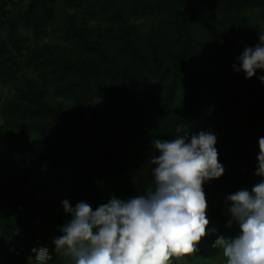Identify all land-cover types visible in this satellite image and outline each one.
<instances>
[{
  "label": "trees",
  "instance_id": "1",
  "mask_svg": "<svg viewBox=\"0 0 264 264\" xmlns=\"http://www.w3.org/2000/svg\"><path fill=\"white\" fill-rule=\"evenodd\" d=\"M54 1L0 0V29L7 32L6 42L0 41V85L5 86L35 62L34 67L41 68V72L51 68L44 71V77L52 76L54 95L80 105L105 97L112 98V103L108 110L92 109L90 120H86L70 113L61 103L47 101L46 92L36 89L31 81L27 93H22V105L19 104L18 109L10 106L11 102L6 104V110L12 112L9 117L16 114L20 121L10 140L19 142L28 135H66V138L57 147L48 148L34 157L23 175L24 180L32 170L40 168L41 181L49 178L56 187L59 175L82 171L90 179L88 195L93 198L92 205L96 210L101 206V200L108 196L110 178L123 173L133 156L148 162L150 157L159 155L155 141H164V138L159 135V119L154 120L152 112L162 116L181 97L185 105L178 123L188 126L185 134L201 132V115L217 127L215 147L219 158L220 154L227 153V164L220 161L227 195L254 185L258 154L250 141L244 140L243 125L215 116L201 98L198 85L213 79L214 93L246 110L244 126L256 127V130L264 126V106L261 105L264 92L258 93V83L254 84L253 98L261 104L241 100L232 83L223 85L218 73L206 76L201 69L209 65V55L217 56L216 66L222 69L221 61L231 54L230 49L240 57L245 48H254L260 43L259 36L264 35V27L250 13L254 11L264 19V0H215L213 4L219 13L215 19L202 15L200 7L204 0H67L77 10L74 15L61 12L60 17L61 38L68 44L69 55L48 60L42 67L36 55H26L28 38L21 34L20 28L30 32L35 39L46 35L54 15ZM84 12L90 17L103 15L107 30L96 26L92 29L95 37H91L87 21L78 22L77 19L78 14ZM139 18L148 21L145 40L139 38L138 27L133 23ZM155 24L158 25L156 29ZM155 30L165 31L164 38L157 36L152 41ZM105 32L112 33V40L107 44ZM256 75L264 76V71L258 70ZM152 82L163 85L162 99L157 104H153L149 96ZM7 111L3 110V114ZM219 123L226 124L227 130H232L231 135L224 133ZM164 128L167 130L165 124ZM151 171L149 166L146 175L138 177L134 187L136 196L143 195L145 180L154 182ZM203 190L207 216L217 221L214 231H218V237H224L229 219L214 209L211 193L204 187ZM6 208L23 211L25 217L9 214L0 206V233L14 239L21 236L8 244L6 250L13 245L28 253L39 235L35 220L44 221L55 216L45 204L34 200L28 201L24 209L14 200ZM57 222L55 217L51 227L54 237L61 235L56 231ZM235 225L239 236L240 229ZM51 255L49 264H58L60 253L55 251L53 244ZM11 257L35 264L23 255ZM176 259L172 258V264H176Z\"/></svg>",
  "mask_w": 264,
  "mask_h": 264
},
{
  "label": "rangeland",
  "instance_id": "2",
  "mask_svg": "<svg viewBox=\"0 0 264 264\" xmlns=\"http://www.w3.org/2000/svg\"><path fill=\"white\" fill-rule=\"evenodd\" d=\"M67 0H55L54 1V15L52 21L48 27L47 34L40 39H35L32 34L20 28L21 34L27 36L28 40L26 42V55H36L37 62L41 63L42 67L48 60H55L56 58H65L69 55L68 44L63 42L61 38V12L67 15H74L77 10L70 6ZM215 0H204L203 5L200 7L202 15H208L211 18H218L217 8L214 6ZM250 16L256 20V22L264 27V19L260 18L254 11L250 13ZM78 22L81 20L87 21V27L90 30L91 37H95L92 29L96 26H100L101 30L106 31L107 22L104 20L103 15H97L90 17L87 12L78 14ZM77 22V23H78ZM148 21L144 18H139L133 20V23L138 27V35L141 40H145L147 35V29L149 27ZM157 24V23H156ZM155 29L158 28V25ZM165 31L156 32L154 31V37L152 41L157 38V36L164 38ZM106 44L112 40V33L105 32ZM7 32L4 29H0V41L6 42ZM231 54L227 58L221 61L224 66L222 69H218L216 62H218L217 56L215 54L209 55V65L207 67H201L202 71L206 76H212L211 74L218 73L222 77L223 85H228L232 83L234 85L233 90L237 91L241 96V100L252 101L256 104H261L256 98H253L254 84L258 83L257 91L258 93L264 92V83L258 79V76L253 78L245 79V74L239 71L240 62L239 57L234 49H230ZM35 62H31L29 66L19 72L14 78L5 86L0 85V201L1 208L7 213L17 214L20 218L24 219L23 211L13 209H7L6 206L11 202L15 201L18 205H21L24 209V205L30 201L34 200L41 204H45L48 211L54 214L57 219L56 231L60 232V228L63 223H66L71 219V216L64 212L62 207V201L68 200L71 206L74 208L79 202H85L91 205L92 209L95 211L92 202L93 198L88 193L90 191V179L82 172L78 171L75 174L64 173L59 175L58 183L56 187L52 185L49 178H46L45 182L41 181V171L42 169H34L29 173L26 180L23 179V175L28 171L32 159L42 153H44L48 148L57 147V145L62 142L66 135H54V136H42L37 137L35 135H28L22 137L19 142L11 141L13 132L18 130L20 121L18 116L14 114L9 117L10 111L6 110V104L12 105L14 108L18 109V105H22L21 97L23 94L27 93L28 85L32 82L35 83L36 89H43L46 93V100L51 103H61L66 106L70 113L79 115L86 120H90L92 109L108 110L112 103V98L105 97L101 99H93L85 104H76L69 100H64L61 97L54 95L52 76L48 74V77H44V74L48 72L51 68L47 67L44 71H40L41 68L34 67ZM49 68V69H48ZM231 69V70H227ZM214 80L211 79L207 81L206 84L202 82L198 85V90L201 98L210 106L213 110L214 115L223 119L236 120L238 123L243 125V135L244 140L248 139L250 143L254 146L257 154L259 155L258 140L264 137V126L259 127V130L255 128L249 129V127L244 126V121L247 117L246 110L241 106L237 105L233 101H229L223 96H218L214 93L213 85ZM217 83H219L217 81ZM150 87V98L153 104H157L162 99V87L163 85H157L156 82L149 84ZM156 88V91H155ZM185 101L183 98H178L172 105L170 110H165L163 115L156 116L157 112L153 111L152 116L154 120L159 119L158 126L160 127L159 135L164 138V141H171L179 136H184V130L188 126L179 125V120L183 117L180 114L181 109L184 107ZM264 106V103L261 104ZM3 110L7 111L6 115L3 114ZM161 116V117H160ZM200 130L204 132H210L214 134L217 138L218 130L215 124H210L207 122L206 118L201 115L199 117ZM164 124L167 130L164 128ZM220 129L224 133L231 135L232 130H227V125L224 123H219ZM180 127L181 131L177 132L176 129ZM189 129V128H188ZM263 130V131H262ZM228 139V138H224ZM219 162L223 161L226 163V155L220 154ZM227 164V163H226ZM149 169V165L142 157L133 156L131 160L127 163V167L124 172L115 175L110 178L111 189L107 197L101 200V205L108 203L109 199L116 197L122 200H128L136 196L134 187L138 181L139 176L146 175ZM224 175V174H223ZM223 175L219 179H214L205 182L203 185L205 191H209L213 198L214 209L223 212L228 217V222H226V233L224 235L225 239H235L238 237L236 233V225L234 222L229 224L231 220L230 213L228 209L231 207L230 202L227 201V192L225 191V185L222 180ZM261 177L256 176L254 178V185L261 182ZM145 186H143V195H146L149 190L155 188L154 182H149L145 180ZM254 185H249L245 188L251 193ZM208 196V194H207ZM209 221L207 225L206 235L197 246V252L192 256H185L176 259V264H224V257L222 255V250L214 248L213 244L218 238V231H214L216 228L217 221L211 216H207ZM219 229V228H218ZM16 234V233H15ZM21 236L16 239L9 235H2L0 233V264H26L25 259L15 260L13 259L6 250V247L11 242L18 240ZM218 250V251H217ZM58 264H74L68 257H64L60 254L58 257Z\"/></svg>",
  "mask_w": 264,
  "mask_h": 264
},
{
  "label": "clouds",
  "instance_id": "3",
  "mask_svg": "<svg viewBox=\"0 0 264 264\" xmlns=\"http://www.w3.org/2000/svg\"><path fill=\"white\" fill-rule=\"evenodd\" d=\"M254 48H245L238 58L245 79L264 71V35ZM264 82V76L258 77ZM177 132L181 128L176 129ZM210 132L185 134L171 141H155L158 156L148 165L154 191L122 200L116 197L99 206L79 202L74 208L62 201L71 216L52 244L57 253L74 264H172V258L195 255L208 235L205 182L219 179L224 168ZM261 182L251 193L242 189L227 197L231 220L240 234L235 239L218 237L214 248L222 250L224 264H264V137L258 140ZM36 261L49 259L47 247L33 248Z\"/></svg>",
  "mask_w": 264,
  "mask_h": 264
},
{
  "label": "built area",
  "instance_id": "4",
  "mask_svg": "<svg viewBox=\"0 0 264 264\" xmlns=\"http://www.w3.org/2000/svg\"><path fill=\"white\" fill-rule=\"evenodd\" d=\"M20 209V208H19ZM55 221V217H52L50 219L41 221L40 219L35 220V226L39 229V235L36 236L34 239V244L29 249L28 253H25V249H15V246H9L7 251L9 255L13 257H18L19 255H23L25 258H27L30 261H33L35 264H49L52 260L51 255V246H52V240L54 238L51 227ZM39 247H47L48 248V255L49 259L44 261H36L35 254L32 253L33 248H39Z\"/></svg>",
  "mask_w": 264,
  "mask_h": 264
}]
</instances>
